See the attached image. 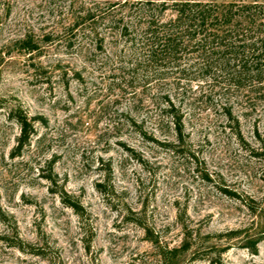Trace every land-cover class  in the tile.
Instances as JSON below:
<instances>
[{"label": "rangeland", "instance_id": "1", "mask_svg": "<svg viewBox=\"0 0 264 264\" xmlns=\"http://www.w3.org/2000/svg\"><path fill=\"white\" fill-rule=\"evenodd\" d=\"M112 2L0 0V264H264V238L245 246L264 232V89L185 69L187 50L130 78ZM82 5L95 22L68 46ZM19 103L38 118L13 155Z\"/></svg>", "mask_w": 264, "mask_h": 264}, {"label": "trees", "instance_id": "2", "mask_svg": "<svg viewBox=\"0 0 264 264\" xmlns=\"http://www.w3.org/2000/svg\"><path fill=\"white\" fill-rule=\"evenodd\" d=\"M116 5L125 11L112 18L131 51L128 54L130 78L134 77L133 72L138 67L156 73L167 64L178 65L177 59L187 50L195 53L197 60L185 69L196 67L208 72L219 64L220 73L231 81L230 84L244 89L254 85L257 91L264 89V0L223 3L215 0H113L112 6ZM80 8L68 26V46L89 37L91 30L86 22H95L92 7L82 5ZM168 11L170 14L167 15ZM88 29L85 34L84 30ZM24 41L28 51L36 47L30 40ZM189 46L191 48L187 49ZM74 75L79 77L77 72ZM6 115L19 126L12 151L13 155L18 154L29 142L34 132L33 121L38 117L29 116L21 103L15 108L8 107ZM130 121L145 134L139 123L133 119ZM224 191L228 193V190ZM62 199L72 207L78 205L68 197L63 196ZM251 213L260 220L263 218L260 213L256 214V210ZM239 232L236 229L229 234L238 236ZM257 235L254 239L245 240V246L253 253L257 251V242L264 238V232ZM18 247L23 248L20 244ZM175 252V249L163 250L160 261L166 263Z\"/></svg>", "mask_w": 264, "mask_h": 264}]
</instances>
